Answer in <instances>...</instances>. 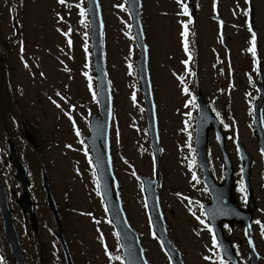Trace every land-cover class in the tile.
Segmentation results:
<instances>
[{
	"label": "rangeland",
	"instance_id": "374dc122",
	"mask_svg": "<svg viewBox=\"0 0 264 264\" xmlns=\"http://www.w3.org/2000/svg\"><path fill=\"white\" fill-rule=\"evenodd\" d=\"M249 1L255 12L254 53L249 51L253 47L247 12ZM142 2L161 145L162 213L170 238L181 250L185 264H221L216 255L218 246L203 228L208 223H201L206 221L204 203L210 202V195L195 160L193 139L198 106L194 97L200 89L213 103L227 126L225 132L231 133L229 137L236 134L233 127L239 130L258 163L252 169L251 182H260V155L252 122L260 69L264 81V0H196L195 22L188 9L184 13L186 0ZM100 4L107 74L113 94L110 148L123 207L140 235L149 263L171 264L152 231L143 184L138 177L142 173L154 178L155 163L137 70L139 49L133 38L126 0H100ZM81 9L84 16L80 15ZM86 9V0H65L63 4L59 0H0V96L7 100L6 107L14 103L16 114L20 115V134L17 122L8 117L7 111L4 119L0 116V164L27 264L59 262L56 260L59 242L54 235L57 228L40 184L42 166L61 211L75 264H125L85 140L90 115L100 114ZM215 13L224 21L225 44L221 41L219 22L213 18ZM13 18L19 28L17 36ZM185 25L186 37L182 35ZM190 30L194 55L188 49ZM10 95H14V102ZM22 124L35 136L38 149L25 139ZM8 138L19 145L20 154L30 166V191L37 201L40 221L38 234H34L29 218L16 203L17 196L12 195V190L19 192V183L8 159ZM227 147L236 163L233 142L229 141ZM208 159L214 176L223 180L222 154L214 133L209 137ZM193 174L198 182L192 179ZM238 186L239 183L237 189ZM236 248L244 256L242 245L237 243ZM259 251L262 255V241ZM0 264H11L2 245Z\"/></svg>",
	"mask_w": 264,
	"mask_h": 264
},
{
	"label": "water",
	"instance_id": "95a60500",
	"mask_svg": "<svg viewBox=\"0 0 264 264\" xmlns=\"http://www.w3.org/2000/svg\"><path fill=\"white\" fill-rule=\"evenodd\" d=\"M188 1H189L188 7L190 8L191 14L194 17L196 15L194 0H188ZM87 2H88L87 13L90 16L89 22L91 26V41L93 48L94 68L96 72L101 117L97 115L91 116L90 119L91 135L87 136L86 139L91 148L92 155L97 165V174H98L102 196L105 200L112 223L116 228L118 238L120 240V244L122 247V255L125 258L126 264H149L144 253V248L140 241L139 233L130 225L126 217L125 211L122 206V200L118 189L117 179L114 173L112 157L110 153V141H109V130H110V122L112 119L113 108H112L111 82L109 77L107 76L106 57H105L104 42H103L104 21L102 18L100 1L87 0ZM127 8L130 11L134 36L135 39L137 40V44L140 50L139 59H138V70L142 83L144 100L146 104L148 130L151 137L152 149H153L154 157L158 164L159 155H160V144L158 137L155 104L153 101V95H152V89H151V83H150L149 71H148V46L146 43L144 29L141 21L142 1L127 0ZM214 17L216 19H220L217 15ZM250 23L252 25V29L255 31L254 6L251 2H250ZM258 87L260 91V97L254 103V126H255L256 134L260 137V142L262 146L264 145V122H263L264 83L261 77ZM197 99L199 103V115L196 122L195 146L198 150L200 164L204 169L205 181L213 196V202L206 204V213H211L213 211L218 212L215 218L212 217L211 215L208 216L210 218V221L212 222L213 227L215 228L217 236L219 237L218 241L220 244L222 254L224 255V257L233 260L234 263L237 264L233 247L221 238L222 229L219 228L220 218L223 217L224 214L227 215L228 213V215L234 216L238 221L244 223L249 232L252 212L256 207L254 196L251 195L249 198V202H250L249 211H242L241 209H238L236 201L233 199L230 202L231 205H226L224 203V198L226 195L233 196L232 175L234 168L230 161L229 155L227 153H224L225 162L228 169V176L226 183L218 184L211 175L206 158L208 132L212 128H215L216 131H218L220 129V124L218 123L217 118L213 115L209 104L207 103V101L205 100V98L203 97L200 91ZM102 122L104 126H102ZM261 137H263V142L261 140ZM26 138L31 142H33V139L29 132H26ZM222 149H223V145H222ZM9 150H10V159L13 161L17 169V178L21 183V189H22V193L17 202L21 206L23 213L29 214L31 225L33 229L37 232L39 223L35 212V201L33 200L28 190V185L30 184V180L28 179L27 166L20 158L18 153V148L12 141H9ZM240 152L241 155L243 156V157L241 156L243 162V174L249 175L250 174L249 166H250L251 157L245 151L243 145H241L240 147ZM142 178L145 182V192L147 197L148 212L152 222L153 231L157 234L162 245L164 246L165 250L170 256L172 264H185L182 259L180 250L173 245L167 232L166 222L160 207V201H159L158 189H157V179L151 180L146 176H142ZM41 182L46 194L47 205L53 213L58 228L57 237L61 242L67 264H74L72 255L70 253L64 235V229L62 226V219L60 216V212L58 210L56 201L54 199L48 177L44 170H42ZM113 182L115 183L116 186V194H115ZM0 212L3 219L4 234L9 244L11 255L15 263L27 264L23 254V248L21 246L19 234L14 223V213L11 211L8 204L7 189L1 180V167H0ZM250 259H251L250 261L251 264H260L258 253L256 252L253 244L251 245Z\"/></svg>",
	"mask_w": 264,
	"mask_h": 264
},
{
	"label": "flooded vegetation",
	"instance_id": "af4514ba",
	"mask_svg": "<svg viewBox=\"0 0 264 264\" xmlns=\"http://www.w3.org/2000/svg\"><path fill=\"white\" fill-rule=\"evenodd\" d=\"M261 162V157L259 158V163ZM262 167V164H260ZM218 180H221V178H217ZM238 179L241 181L239 182ZM260 182H251V189L254 193L255 200H256V209L253 213L252 217V238H253V244L256 246V249L260 255L259 262L260 264H264V251L261 255L259 251V245L261 246V241L264 243V205L262 207L263 201H264V173L262 172V178H259ZM239 183L238 189L237 184ZM233 196L226 195L224 198V203L226 205H231L232 199L236 201V204L239 209H245L248 206V189L244 185L241 178H236V184L235 187L232 188ZM238 194L240 195V198L238 197ZM223 214V213H222ZM230 214V212H229ZM220 224L224 230L225 236L230 240L232 245L234 246L235 253L237 255L238 264H250L249 263V249H250V238L246 231V226L244 223H241L238 221L234 216L231 215H225L220 218ZM213 241L215 244H217L216 238L213 236ZM242 245V250L244 253V256L240 255L239 252H237L236 244ZM216 246V247H217ZM218 250V248H217ZM220 252V251H219ZM218 255V252H217ZM220 258V257H219ZM223 261V264H233V262L227 261L220 258Z\"/></svg>",
	"mask_w": 264,
	"mask_h": 264
},
{
	"label": "snow or ice",
	"instance_id": "6c2138e0",
	"mask_svg": "<svg viewBox=\"0 0 264 264\" xmlns=\"http://www.w3.org/2000/svg\"><path fill=\"white\" fill-rule=\"evenodd\" d=\"M59 2H60L61 4H63V3H65V0H59ZM178 2H180V0H178ZM77 7H79V5H77ZM119 7H124V5H120ZM183 7H184V13L187 14V6L185 5V6H183ZM80 15H81V16H84V15H85V11H84L83 9L80 10ZM81 23L83 24V23H84V20H81ZM184 28H185V31H184V33H182V35H184V36L186 37V35H187V25H185ZM251 29H252V25H251V23L249 22V30H250V32H251ZM69 31H71V29H70ZM65 35H67V33H65ZM84 35H85V37H86V36H87V33H85ZM255 39H256V37H255V33L253 32V33H252V45H253V47L249 49V51H251V52H253V53L255 52ZM69 45H71V40H69ZM185 51H187V41H186V40H185ZM184 63H187V61H185ZM85 75H87V73H85ZM89 79H90V78H89ZM180 79H181V81H183V77H181ZM89 87L91 88V83H89ZM184 91H185V92L188 91V89H187L186 86H185V88H184ZM95 95H96V93L94 92V93H93V96L95 97ZM133 99H135V96H133ZM189 103H191V101H189ZM57 106L59 107V105H57ZM188 115H191V114L189 113ZM186 123H187V122H186ZM226 127H227V126H226ZM77 135H79L78 132H77ZM189 135H190V134H189ZM189 147H190V145H189ZM189 166L191 167V165H189ZM192 179H193L194 181H197V182H198V178L196 177L195 174H193ZM98 194H99V193H98ZM201 207H203V206H201ZM217 214H218V212L213 211V212H211V213H207L206 215H211L212 217H215ZM197 219H200V218L197 217ZM205 222H206L205 220H201V223H205ZM116 259L119 260L120 257H116ZM221 264H223V261H222V260H221Z\"/></svg>",
	"mask_w": 264,
	"mask_h": 264
},
{
	"label": "trees",
	"instance_id": "16d2710c",
	"mask_svg": "<svg viewBox=\"0 0 264 264\" xmlns=\"http://www.w3.org/2000/svg\"><path fill=\"white\" fill-rule=\"evenodd\" d=\"M1 80H2V78H1V76H0V81H1ZM8 89L11 90V87H8ZM13 97H14V95H10V98H11L12 102H14L13 99H12ZM11 100H10V101H11ZM0 101H2V103H3V102H7V100L4 101V98H3V97L1 98V96H0ZM15 103H16V102H15ZM15 106H16V105H15L14 103H12V105L8 107V108H9V111L12 112V113H15V112H16V107H15ZM1 109H3L4 111L7 110V108L4 107L3 105H1ZM14 115L17 117L19 114H14ZM19 118H20V115H19ZM7 252H8V254H9L8 249H7ZM10 259H11V258H10ZM61 263H63V262H61Z\"/></svg>",
	"mask_w": 264,
	"mask_h": 264
}]
</instances>
